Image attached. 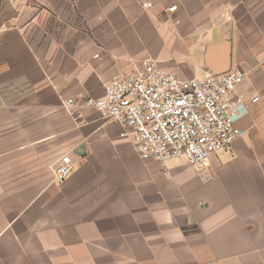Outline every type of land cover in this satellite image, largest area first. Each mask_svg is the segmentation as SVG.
<instances>
[{
  "label": "crops",
  "instance_id": "1",
  "mask_svg": "<svg viewBox=\"0 0 264 264\" xmlns=\"http://www.w3.org/2000/svg\"><path fill=\"white\" fill-rule=\"evenodd\" d=\"M43 2L26 89L0 90V264H264V0ZM148 58L185 79L246 73L243 133L208 165L142 159L122 124L62 106Z\"/></svg>",
  "mask_w": 264,
  "mask_h": 264
},
{
  "label": "built area",
  "instance_id": "2",
  "mask_svg": "<svg viewBox=\"0 0 264 264\" xmlns=\"http://www.w3.org/2000/svg\"><path fill=\"white\" fill-rule=\"evenodd\" d=\"M151 6V2L143 4L145 9ZM176 8L172 5L168 10ZM245 75L231 69L185 79L148 58L132 72L113 76L101 97L80 94L63 98L62 106L75 119L86 106L95 108L106 121L122 124L142 159L162 163L182 159L202 167L212 155L229 150L243 133L237 123L249 104L236 88ZM251 100L256 102L258 97ZM73 169L71 157L61 156L54 166L56 180L64 181Z\"/></svg>",
  "mask_w": 264,
  "mask_h": 264
},
{
  "label": "rangeland",
  "instance_id": "3",
  "mask_svg": "<svg viewBox=\"0 0 264 264\" xmlns=\"http://www.w3.org/2000/svg\"><path fill=\"white\" fill-rule=\"evenodd\" d=\"M29 4L36 5L38 14L44 13L43 0H0V90L26 89L27 75L22 69H28L33 56L29 42L35 35H43L28 33ZM45 21L40 16L37 25L43 27Z\"/></svg>",
  "mask_w": 264,
  "mask_h": 264
}]
</instances>
